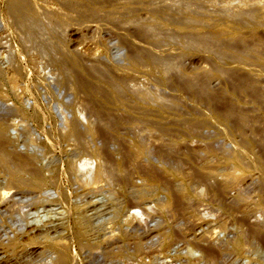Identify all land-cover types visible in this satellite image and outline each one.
Returning <instances> with one entry per match:
<instances>
[{
	"label": "bare ground",
	"instance_id": "obj_1",
	"mask_svg": "<svg viewBox=\"0 0 264 264\" xmlns=\"http://www.w3.org/2000/svg\"><path fill=\"white\" fill-rule=\"evenodd\" d=\"M56 1L60 8L58 12L42 8L41 4L31 0H4L3 13L25 35L27 41H24L29 43L26 52L29 54L34 49L39 57L46 56L48 63L57 68L60 75L58 85H70L78 95H83L84 115L79 112L73 116L63 114V117L60 116L62 131L56 132L53 129L52 133L57 144L71 147L65 160L60 163L65 175L90 190L98 189L104 183H116L120 186L130 203L125 210L117 209L115 218L129 212L123 222L125 224L142 217L143 213L137 209V205H147L155 188L166 196L165 201L159 203L161 212L174 215L187 203L186 194L191 190L190 184L182 181L185 174L176 164L180 155L190 159L195 151L191 150L186 139V142L178 141L180 137H176V132L182 130L183 136L201 139L204 138L203 129L206 123L199 119V112L186 118L178 109L180 114H173L169 119V111L173 110L170 106L175 107L176 112L178 101L173 96L170 100L161 97L159 99L136 83L138 69L147 66L148 71L157 75L153 81L159 86L190 94L196 101L212 108L216 117L214 119L223 124L221 127L228 125L229 128L224 129L228 136L225 138L230 139L232 149L224 151L223 156L228 167L222 174L215 167L207 169L206 172H194L189 179L204 185L205 189L218 196L215 197L222 196L223 206L228 211L239 214L235 217L237 234L230 242L232 251L242 255L246 251L264 246V224L255 216V210L264 207V108L225 105L221 95L224 98L228 93L223 95L225 92L221 94V89L218 92L211 85L215 78L222 80L226 89L236 97H243L257 105L264 99V91L254 78L256 74L264 75V38L260 32L264 30V3L257 0H237V4L236 0ZM106 29L118 31L119 38L129 51L127 63L118 68L119 74L102 64ZM9 51L5 43H0V92L5 91L19 101L16 108L10 110L14 114L12 117L21 118L23 122L40 121V111L23 108L25 100L15 94L22 86V81L19 66L14 63L12 51ZM192 52L209 54L218 61L214 62L216 65L211 64L208 70L197 68L189 71L184 59ZM143 73L145 75L144 71ZM51 91L49 89L50 93ZM232 99L231 102L234 101ZM219 105L223 107L220 109ZM110 108H117V113ZM136 125L143 126L141 128L146 131L155 130L160 136H155L157 139L151 144L149 136L144 132L147 137L142 136L143 129L138 128L142 135L126 141L119 133L120 129H130ZM171 126L177 129L176 135ZM17 127L16 123L8 125L4 119H0V223L6 215L13 214L14 210L18 211L20 218L26 220L27 216L38 215L39 206L36 207V204L39 200L42 203L50 202L48 199L44 200L51 196L47 195L44 187L56 184V166L50 169L48 166H41L33 153H21L22 151L15 149L9 129L13 128L14 132ZM207 148L213 151L210 150V145ZM152 161L159 162L160 166L155 167ZM164 174H169L170 177H165ZM136 175L142 180L139 186L133 182ZM172 178L180 180L176 182ZM252 186L256 190L253 189L256 193L254 200L250 196L253 193ZM64 193H59L60 199L66 197ZM226 200L229 201L225 203ZM143 207V211L151 209L149 205V208ZM40 209L44 212L43 218L56 212L45 210L44 205ZM84 211L74 205L71 211L73 217L67 223L62 222L64 220L57 222L53 217L46 226H41L39 220H31L6 228L17 238L10 243L8 238L5 239L8 242H5V248L2 247L3 243L0 244V264H17L7 260L2 251L10 248L13 252L22 235L28 236L25 238L26 245L44 247L41 252L44 253L41 255L44 264H74L70 261L69 248L61 242L64 237L59 231H70L81 249L98 245L89 240L96 226L92 224L93 217L90 215L92 218L89 219L84 214L89 213V210ZM194 227L201 230L202 224H195ZM3 234L6 236V233ZM127 234L122 233L121 237L126 238ZM196 236L192 234L186 242L199 251H194L193 248L188 251L185 254V264H222L221 252H217L211 245H202L201 238ZM176 238L174 232L162 235V244L168 247ZM42 247H37L31 255L40 256L36 251ZM140 249L138 241L134 242L132 254L138 255ZM7 251L9 250L5 252ZM196 252L200 255L197 256Z\"/></svg>",
	"mask_w": 264,
	"mask_h": 264
},
{
	"label": "rangeland",
	"instance_id": "obj_2",
	"mask_svg": "<svg viewBox=\"0 0 264 264\" xmlns=\"http://www.w3.org/2000/svg\"><path fill=\"white\" fill-rule=\"evenodd\" d=\"M31 1L41 4L42 8L46 7L48 9L54 10V12H58V10L60 9L58 8L59 4L56 0H44V2L43 0ZM257 2L264 3V0H257ZM3 3L4 0H0V43H5L8 51H12L13 61L16 65L19 66L18 70L20 79L22 81V86L20 87L21 89L19 88L15 94H17L20 98L23 97V99L25 100L23 108L25 107L26 110L38 109L41 116L39 117V119L41 120H25L23 122L21 118H16L15 116L12 117L13 113L10 110L16 108L18 100H16V98H14L13 96L7 94L5 91L0 92V119H4V121L8 125H11V123L15 125L16 123V125L18 126L15 129L16 131L14 132L12 131L13 128L9 129V135L13 140L14 146L16 147L15 149H17L19 152L22 151L21 153H33L38 158V164L40 163L39 165L48 166L49 169L56 166L57 170L55 173L56 184L53 186L44 187V189L47 190V195H51L49 196V198H44V200L48 199L50 202L42 200V203L40 199L36 204V207L39 206L37 207L38 215L35 214L33 217L27 216L26 220V218H20L17 214L18 211L14 210V212H12L13 214L6 215V217H4V219L2 220L3 222L0 223V227L3 228H0V244L3 243L2 247L5 248L7 246L4 245L5 242H7V240L5 239L8 238V242L10 243L17 238L16 236V238L13 237L12 232L6 228L12 225H21L22 221L26 222L31 220H39L41 226H46L49 223V219L53 217L56 218L57 222H61L62 220H64L62 222L67 223V220L72 219L71 217H73V215L71 214V211L73 206L76 205L82 211L85 210L84 212H88L89 210V213L84 214L88 216L89 219L93 217L91 220H96H93L92 222V224L96 226V229L92 231V235L90 234L89 240H91L90 242L93 244L98 243V245L95 244L94 247L81 249L76 243L75 239H73V235L70 231H64L60 229L61 231L59 232L64 237L61 242L69 248L70 261H73L74 264H127V262L128 264H185V254L188 253V251H190L192 248L194 249V251H199L186 242V240H189L191 238L192 234L197 235L196 237L198 239L201 238L202 243L201 241L200 243L202 245H211L215 247V250H218L217 252H221L220 254L223 255V257L221 258L222 264H244L248 262L249 264H264L263 245L259 246L255 250L246 251V253L242 255H239L236 252L232 251L230 242L236 237L237 234L238 228L235 225V217L237 218L239 214L237 212L232 213L231 211H228L229 209L226 208V206H223L222 203H224V199H222V196L221 198L219 196L220 199L217 198L218 196L212 191H208L207 189H205L204 185L198 184L196 182H191L192 180L189 179L194 172H206L207 169L215 167L214 169L217 168L218 172L222 174V172H224L223 170L228 167V165L225 164L223 157L224 151H230L232 149L230 139L225 138L228 137L226 136L227 134L225 135L226 128H229L228 125H224L223 127H221L223 124L218 123L217 120L214 119L216 117L211 110L212 108L196 101L192 96H190V94L178 91L174 92L173 90H167L163 86H159L156 81H153L155 80V77L157 75H155V72L153 71H148L149 69L147 66H141L136 74V83L138 86H140V88L142 87V89L147 90L152 95L154 94L155 97L159 99L161 97L163 99L165 98L164 100H170L173 96V98H175L179 103V106H177L176 110L178 109L179 111H181L182 116L186 115L185 117L188 118L190 116H194L193 113L198 114L199 112V119L203 120L206 123V127L203 129L204 138L201 139H192L186 137L185 135L183 136L182 130L178 129L179 131H177L174 126H171L174 135L177 134L176 137L178 135V137H180L178 141L183 142L186 139L187 143L190 144L191 150L194 149L195 151L193 152L192 158L189 159L184 157L183 155H180L182 156V158L180 156L179 160L177 158L178 163H175L176 160L173 162L174 165L176 164L177 166H179V168L181 167L180 170L183 169L182 172L185 175L181 178L182 181H186V184H190L189 186L191 190H188L186 194L188 198L187 203L182 206L179 212L174 214L175 216L169 213L161 212L159 210V203L164 202L166 196L162 191L158 189L156 190L155 188V193L153 191V195L149 198V202L146 203L147 205H142L141 203L137 205V209L143 213L142 217L134 219L133 222L131 221V223L129 224H125L123 222L129 212H124L125 214H122L121 217L115 218V212L117 211V209L124 208L125 210L130 203L129 198L125 197L124 191L120 189V186H118L116 183V185H107L106 183H104V185H101L102 187L99 186L98 189L90 190L87 187L76 184L71 180L69 176L65 175V173L63 172V168L61 169L60 163L65 160L66 156L68 155V151L71 150V147L57 144L53 138L52 133L54 130L56 132L62 131L60 128V116L63 117V114L73 116L78 112L81 114L85 113V108L82 101L83 95H78V93L72 90V87H69L70 85H58V78L60 77L59 72L57 71L56 67L48 63L46 56L39 57L40 55L34 49H32L29 54L26 52V47L29 43L26 42L27 40L24 37L25 35L22 33V31L12 25L11 20L7 19L4 15ZM237 3L238 1L236 0V4ZM117 32L118 31H115L113 29L104 30V44L106 43L107 46L104 45L105 61L102 59V64L105 65L104 67L109 66L110 68H106H109L115 74H119L118 68H120L121 65L127 63L129 52L127 47L119 38V32ZM260 32L264 38V30H261ZM110 37L112 38V40H110ZM108 38L110 43L108 42ZM107 42L109 45L107 44ZM139 46L148 48V46L144 44H139ZM11 51L9 52L11 53ZM186 57L187 58L184 59V64H186V67L189 69V71L197 68H206L208 70L211 64L216 65L215 63L218 61L209 54L199 52H192L190 54H187ZM140 71L142 73H140ZM143 71L145 72V75ZM258 76L256 74L254 78L260 83L259 85L264 91V75ZM52 79H57L56 83H54L55 80L52 81ZM221 84H223L222 80H218L215 78L212 79L211 85L212 87H214V89H216L218 92L222 90L221 94L225 92L223 95L228 93V96L226 94L224 98L221 95L223 103L225 105L234 104L237 106L239 105L238 107L240 108H264V99L262 100L263 104H261L262 101L258 105L254 102L253 104L252 101L250 102L248 99L245 100L243 97H236V95L232 94V92H229L226 89L227 87L225 86V84ZM144 86H146V88ZM222 88H224L225 90H223ZM49 89L52 90L51 93L49 92ZM181 93H184V95ZM228 97L229 99H227ZM230 99L234 101L231 102ZM220 107L222 108L223 105H219V108ZM170 108H173V110L171 109L169 111V119L174 116L173 114H180L178 113V110L175 112V107L170 106ZM208 108L210 109L208 110ZM104 109L107 110L109 108ZM111 109L113 108H110V110ZM116 109L117 108L113 110L117 113ZM210 111L211 114H209ZM118 114H121V112H118ZM136 126L130 129H120L119 133L124 137L125 140L127 139L126 141H128L132 140L135 136L141 134L142 132V136H149L148 140L151 144H154L153 141H155L158 136H160L158 135L159 132L155 133V130H149L151 131V133L153 132V134H151L148 130L146 131L145 128H141L143 126ZM138 128H141L143 130L140 132ZM143 132L145 133V135ZM148 132L152 135V137L150 134L148 135ZM155 136L157 137L156 139ZM168 139L170 140L169 137ZM22 143L24 145H22ZM209 145L210 150H213L212 152L207 148ZM255 151L257 150L255 149ZM194 153L196 157L194 156ZM187 160L189 162H185ZM179 161L181 164L179 163ZM151 163L155 167L160 166L159 162L152 161ZM237 174H239V172ZM164 176H168V178L170 177L169 174H164ZM172 179L176 182L180 180V178H178V180H176V178ZM133 182L138 186L142 184V180L138 175L134 176ZM257 185L258 184H256L255 187ZM253 187L254 186L251 187L253 193L250 192V196L251 199L254 200L256 196V193L254 192L256 190L255 187ZM122 191L123 195L121 193ZM60 192H65L64 194L66 197L64 199L59 198ZM215 195L217 197H215ZM228 201L229 200H226L225 203H227ZM218 203L221 204L223 208L219 206ZM43 205L46 206L45 210H55L56 212L54 211V214L49 213L45 218H43L44 212H41L40 209ZM148 205L151 209L149 211H143V206L149 208ZM183 208L186 209L183 211ZM25 209L26 208H24V211H26ZM101 209L102 211H100ZM31 212L34 211L32 210ZM255 213V216H257L259 222L264 224V207L260 208L259 210L256 209ZM94 215L96 218H94ZM44 221H46V223ZM198 223L202 224L201 230L194 227L195 224ZM7 232H9L10 234ZM171 232H174L177 235V238L172 245L166 247L162 244V235H167ZM3 233H6V236H4ZM122 233H128L127 237L122 238ZM21 238L24 239L22 240ZM21 238L17 242V245L15 244L16 246L14 247L13 252L10 251V248L4 249L2 251L6 259L11 260L12 262H15L17 264H44V259H42L43 256L41 257V255L44 254H41V252H43L44 250V247H42L41 245L34 247L33 245L28 246L26 245L27 241L25 239L28 238V236L22 235ZM136 240L140 244L141 251L138 255H133L132 252L134 250V242H137ZM37 247H42L38 248L36 251L37 253H40V256H37L35 254L31 255V253H34V250H36ZM1 249L2 248L0 245V250ZM39 249H41L42 251ZM174 249L176 252L174 251ZM6 250L9 251L5 252ZM152 255L155 256L152 257ZM196 255L198 256L200 255V253L196 252ZM196 255L194 254V256ZM145 258L146 260H144ZM141 260L144 263H142Z\"/></svg>",
	"mask_w": 264,
	"mask_h": 264
}]
</instances>
